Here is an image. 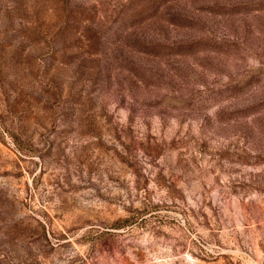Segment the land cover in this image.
<instances>
[{"label": "rangeland", "instance_id": "obj_1", "mask_svg": "<svg viewBox=\"0 0 264 264\" xmlns=\"http://www.w3.org/2000/svg\"><path fill=\"white\" fill-rule=\"evenodd\" d=\"M0 264H264V0H0Z\"/></svg>", "mask_w": 264, "mask_h": 264}]
</instances>
